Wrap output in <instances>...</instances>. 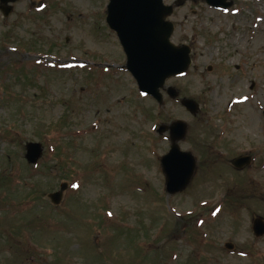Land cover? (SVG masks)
Segmentation results:
<instances>
[{
    "label": "rangeland",
    "instance_id": "1",
    "mask_svg": "<svg viewBox=\"0 0 264 264\" xmlns=\"http://www.w3.org/2000/svg\"><path fill=\"white\" fill-rule=\"evenodd\" d=\"M107 2L0 9V264H264V236L252 232L264 217V0L208 12L201 30L180 11L208 59L167 78L178 95L164 88L162 103L126 68ZM178 119L197 166L173 195L160 163L170 130H157ZM29 142L43 148L35 163ZM246 153L252 164L234 169ZM63 184L55 205L48 195Z\"/></svg>",
    "mask_w": 264,
    "mask_h": 264
},
{
    "label": "water",
    "instance_id": "2",
    "mask_svg": "<svg viewBox=\"0 0 264 264\" xmlns=\"http://www.w3.org/2000/svg\"><path fill=\"white\" fill-rule=\"evenodd\" d=\"M0 0V9L5 15L11 10L10 2ZM173 12L172 6L163 4V0H109L107 6V23L116 31L126 55V68L137 82L141 92L154 97L162 103L165 81L171 76L184 73L191 63L189 48L177 46L171 41L173 23L166 20ZM168 95L175 98L177 90L169 86ZM181 104L193 115L198 113L199 104L191 98H182ZM170 130L171 145L169 151L161 159L162 171L165 175V189L168 194L183 191L191 182L195 173L197 160L191 151L182 150L179 141L185 138L187 123L176 120L170 125H160L158 133ZM29 162L35 163L41 156L43 148L40 143L29 142L25 145ZM252 162L249 154L239 155L231 159L233 168L242 170ZM66 185L59 191L50 193L52 203L60 202ZM252 230L256 237L264 235V217L256 215L252 219ZM232 248L231 243H226Z\"/></svg>",
    "mask_w": 264,
    "mask_h": 264
},
{
    "label": "flooded vegetation",
    "instance_id": "3",
    "mask_svg": "<svg viewBox=\"0 0 264 264\" xmlns=\"http://www.w3.org/2000/svg\"><path fill=\"white\" fill-rule=\"evenodd\" d=\"M163 3L167 6L169 5L173 6V12L171 16L166 18V20L168 21L170 20L173 23V32L171 35V40L175 45L186 46L189 48V56L191 59V64L189 68L196 61L207 60L208 56L205 53L200 55L195 53L197 47L193 43V40L191 41L188 39V34L186 33V29H189V26L186 24L189 20L188 18L189 14L187 12H184L181 19H177L180 16V11L185 7L190 8L193 12V17L195 18V20L191 22L193 24L194 22H196V20L199 21L198 22L199 30H201L203 15L207 14L208 12L216 13V14L225 13L226 15L230 14L231 16H234V14L237 12V0H163ZM106 10H107V5H106ZM209 19L213 20V18H209ZM205 28L207 29V27ZM111 30L113 31L114 34L113 36L120 43L117 33L113 29ZM194 34L199 35V33H194ZM206 69L208 72H212L215 70V66L208 64L206 66Z\"/></svg>",
    "mask_w": 264,
    "mask_h": 264
}]
</instances>
